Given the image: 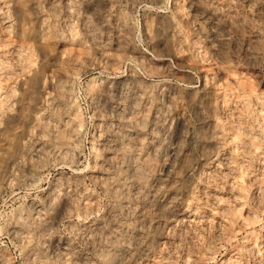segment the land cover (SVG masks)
<instances>
[{
	"label": "rangeland",
	"instance_id": "rangeland-1",
	"mask_svg": "<svg viewBox=\"0 0 264 264\" xmlns=\"http://www.w3.org/2000/svg\"><path fill=\"white\" fill-rule=\"evenodd\" d=\"M0 129V264H264V0H0Z\"/></svg>",
	"mask_w": 264,
	"mask_h": 264
},
{
	"label": "bare ground",
	"instance_id": "bare-ground-1",
	"mask_svg": "<svg viewBox=\"0 0 264 264\" xmlns=\"http://www.w3.org/2000/svg\"><path fill=\"white\" fill-rule=\"evenodd\" d=\"M7 113V112H6ZM5 115V114H4ZM10 117V116H9ZM3 123V122H2ZM165 127H166V125H165ZM1 130V129H0ZM34 150V149H33ZM181 159V158H180ZM138 170V169H137ZM134 181V180H133ZM27 182H28V180H27ZM130 182V181H129ZM142 182V181H141ZM161 182V181H160ZM134 183V182H133ZM146 187V186H145ZM157 187V186H156ZM157 190V189H156ZM169 192H171V190L169 191ZM163 193V192H162ZM169 194V193H168ZM163 195V194H162ZM159 204V203H158ZM157 205V204H156Z\"/></svg>",
	"mask_w": 264,
	"mask_h": 264
}]
</instances>
